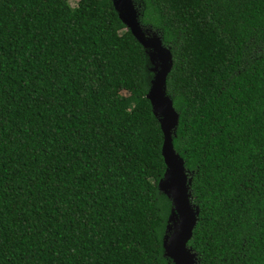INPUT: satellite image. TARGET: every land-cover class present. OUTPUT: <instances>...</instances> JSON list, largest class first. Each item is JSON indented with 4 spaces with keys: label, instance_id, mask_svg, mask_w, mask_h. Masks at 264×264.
<instances>
[{
    "label": "trees",
    "instance_id": "trees-1",
    "mask_svg": "<svg viewBox=\"0 0 264 264\" xmlns=\"http://www.w3.org/2000/svg\"><path fill=\"white\" fill-rule=\"evenodd\" d=\"M0 0V264H169L162 134L111 0ZM168 49L195 264H264V0H131Z\"/></svg>",
    "mask_w": 264,
    "mask_h": 264
},
{
    "label": "water",
    "instance_id": "water-1",
    "mask_svg": "<svg viewBox=\"0 0 264 264\" xmlns=\"http://www.w3.org/2000/svg\"><path fill=\"white\" fill-rule=\"evenodd\" d=\"M111 2L119 19L144 50L151 65L150 71L153 73L145 97L162 134L160 154L165 170L157 183V189L168 198L171 205L165 232L173 215L176 217V228L167 237L165 234L163 236V255L170 261L169 264H195V254L187 247V242L196 223L198 208L191 203L188 171L172 146L171 137L174 136L178 115L165 94V78L171 68L170 54L161 44L159 36L155 33L148 36V31L139 25L131 0Z\"/></svg>",
    "mask_w": 264,
    "mask_h": 264
},
{
    "label": "rangeland",
    "instance_id": "rangeland-1",
    "mask_svg": "<svg viewBox=\"0 0 264 264\" xmlns=\"http://www.w3.org/2000/svg\"><path fill=\"white\" fill-rule=\"evenodd\" d=\"M77 0H71L70 4L73 6ZM154 33V32H152ZM156 34V33H155ZM157 35V34H156ZM176 228V217L173 215L172 221L169 223L167 231L165 232L166 237Z\"/></svg>",
    "mask_w": 264,
    "mask_h": 264
},
{
    "label": "bare ground",
    "instance_id": "bare-ground-1",
    "mask_svg": "<svg viewBox=\"0 0 264 264\" xmlns=\"http://www.w3.org/2000/svg\"><path fill=\"white\" fill-rule=\"evenodd\" d=\"M150 35V32H148V36Z\"/></svg>",
    "mask_w": 264,
    "mask_h": 264
}]
</instances>
